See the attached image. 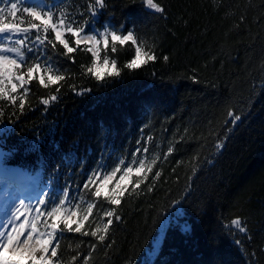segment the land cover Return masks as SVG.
<instances>
[{"label":"trees","instance_id":"obj_1","mask_svg":"<svg viewBox=\"0 0 264 264\" xmlns=\"http://www.w3.org/2000/svg\"><path fill=\"white\" fill-rule=\"evenodd\" d=\"M44 1L81 25L94 4ZM158 2L163 14L142 0H106L92 25L134 27L144 48H154L155 62L130 72L123 65L134 48L117 44V53L108 54L118 60L121 76L98 84L81 67L91 63L90 53L77 50L72 63L57 44L67 77L59 93L57 85L44 88L33 80L23 114L0 101V127L14 129L0 140V167H18L24 179L50 191L69 186L77 196L84 173L98 161L115 163L137 148L143 153L147 142L144 156L160 160L141 189L122 198V220L111 226L105 244H97L89 264H264V0ZM72 86L91 91L77 95ZM51 94L59 99L40 103ZM230 108L242 117L236 125L225 123ZM36 142L40 147L33 150ZM170 146L174 151L165 159ZM155 171L161 176L149 192ZM110 207L101 200L94 216ZM234 217L247 232L227 227ZM185 224L188 232L181 230ZM93 243L90 235L64 233L63 264H72L77 252L83 264Z\"/></svg>","mask_w":264,"mask_h":264},{"label":"snow or ice","instance_id":"obj_2","mask_svg":"<svg viewBox=\"0 0 264 264\" xmlns=\"http://www.w3.org/2000/svg\"><path fill=\"white\" fill-rule=\"evenodd\" d=\"M0 2L5 3L4 7H0V101L6 100L11 106H18L21 114L24 112L30 92V82L38 80L44 88L57 85L56 93H59L60 82L67 79L61 74L64 69L57 59L60 55L57 44L63 48L62 54L69 57L72 63H75L72 54L77 50L90 53L91 63L81 67L84 70L83 74L94 78L98 84H103L106 78L121 76L122 69L118 66V60L108 54L109 49L113 55L117 53V44L123 48L130 42L134 48V55L123 65V68L130 72L158 59L154 48H144L134 27L126 28L125 25H121L116 28L112 24L103 25L102 30L92 27L100 10L105 7L106 0H94V4L89 3L88 18L82 25L70 12L59 11L58 4L49 7L26 5V0H16V2L0 0ZM142 4L155 13L165 12L158 0H142ZM22 5H25L22 13L26 16L21 13ZM79 15L83 17L84 13ZM17 20L19 22H16ZM50 34H54L53 39L49 38ZM68 37L72 38L71 42ZM48 46L53 50L52 55L48 54ZM102 51L103 56H101ZM29 56L34 58L32 63L28 62ZM168 59L167 56L163 57L164 61ZM72 88L81 96L91 91L89 88L77 89L75 86ZM58 99V95L51 94L42 97L40 103L48 106ZM2 116L3 109L0 108V117ZM227 116L229 120L225 122L226 124L236 125L242 119L241 115L232 108L227 111ZM12 131L14 129L0 127V140ZM137 143L139 144L140 141ZM31 147L33 150H38L39 142L32 144ZM215 147L218 149L223 147L219 138ZM142 151L143 153L149 151L147 142ZM173 151L174 148L170 146L163 154L164 158L167 159ZM139 153L141 149L137 148L136 152L132 153L130 162L120 159L110 169L102 160L98 161L95 168L84 173L82 186L76 189L77 196H71L70 187L65 186L58 192L49 191L27 197L29 201L35 200L34 204L26 203L24 197L13 198L11 202L6 203L0 211V264H63L58 250L66 232L95 238L97 243L91 244L88 255L82 257L83 264H89L97 244H105L111 226L114 222L122 220L117 212L122 198L126 194L131 195L139 191L160 160L158 154L148 160L146 156H139ZM196 170L193 167L194 173ZM160 176V171L154 172L153 183L148 186L149 192L154 190L155 181ZM101 200L112 207L101 208V214L94 216V209L99 206ZM83 203H86L87 207L82 212ZM93 223H95L94 228L91 227ZM227 227L235 228L241 233L247 232L240 217H234ZM181 230L188 232L189 226L185 224ZM234 243L240 242L234 241ZM106 246L111 248L112 244ZM80 258L81 253L77 252L72 256V264H77Z\"/></svg>","mask_w":264,"mask_h":264},{"label":"rangeland","instance_id":"obj_3","mask_svg":"<svg viewBox=\"0 0 264 264\" xmlns=\"http://www.w3.org/2000/svg\"><path fill=\"white\" fill-rule=\"evenodd\" d=\"M5 2H6V0H5ZM13 2H16V0H13ZM26 5H31V6L48 5L49 7H51L53 4L45 3L44 0H26ZM4 6H5V3L0 2V7H4ZM23 6H25V5L21 6V13H22ZM8 19H12V18L8 17ZM100 30H102V29H100ZM68 38H69V40L72 39L71 37H68ZM101 47L103 48L102 45H101ZM101 56H103V55H101ZM138 155L143 157L144 153L141 152ZM146 157L148 160H151V158H152L151 154H150V156H146ZM124 160L127 162H130L132 160V156L130 158H125ZM114 164L115 163H108L107 165L110 169L111 167L114 166ZM17 178H19V179H17ZM118 178H119V174L117 175V179ZM134 179H135V176H134ZM109 187H111V185ZM59 190H61V189H59V188L52 189V191H55V192H58ZM49 191H50V189L48 186H45V187L38 186L37 179H34V180L23 179L22 172L17 167H12V166L0 167V211H2V209L5 207L6 203L11 202V200L13 198L24 197V198H26V203L30 202V203L34 204L35 200L29 201L27 199V197H34L37 194L47 193ZM71 196H75V195L72 194ZM86 207H87L86 205L81 204V211L83 212L86 209Z\"/></svg>","mask_w":264,"mask_h":264},{"label":"water","instance_id":"obj_4","mask_svg":"<svg viewBox=\"0 0 264 264\" xmlns=\"http://www.w3.org/2000/svg\"><path fill=\"white\" fill-rule=\"evenodd\" d=\"M53 1H58V0H53Z\"/></svg>","mask_w":264,"mask_h":264},{"label":"bare ground","instance_id":"obj_5","mask_svg":"<svg viewBox=\"0 0 264 264\" xmlns=\"http://www.w3.org/2000/svg\"><path fill=\"white\" fill-rule=\"evenodd\" d=\"M17 179H19V178H17Z\"/></svg>","mask_w":264,"mask_h":264}]
</instances>
